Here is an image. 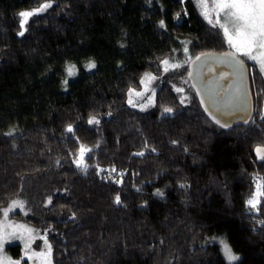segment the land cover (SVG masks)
Here are the masks:
<instances>
[{
    "label": "trees",
    "instance_id": "obj_1",
    "mask_svg": "<svg viewBox=\"0 0 264 264\" xmlns=\"http://www.w3.org/2000/svg\"><path fill=\"white\" fill-rule=\"evenodd\" d=\"M45 2L20 36L18 13ZM182 39L192 58L230 49L193 0H0V215L22 201L15 214L44 229L53 264H227L221 238L237 264H264V197L259 211L246 204L264 184L258 66L248 62L247 126L207 118L187 78L192 58L147 108L128 103ZM81 146L86 171L75 163Z\"/></svg>",
    "mask_w": 264,
    "mask_h": 264
},
{
    "label": "snow or ice",
    "instance_id": "obj_2",
    "mask_svg": "<svg viewBox=\"0 0 264 264\" xmlns=\"http://www.w3.org/2000/svg\"><path fill=\"white\" fill-rule=\"evenodd\" d=\"M194 6L199 10L200 15L213 26V28H217L222 30L223 38L231 49L230 52L225 53V58L231 57L232 59L228 61L229 63L234 62V66L237 70L240 71L241 76H243V68H244V60L240 59L241 56L247 58L249 61L254 62V67L258 66L259 73L264 74V0H212L211 6L208 3V0H193ZM51 2H45L41 4L38 8L33 10L21 11L18 13L20 19V28L21 31L18 33L20 36L24 35V31L26 30V25L30 17L38 15L46 11L48 8H51ZM179 13L177 16L179 17ZM160 26L164 27V21H160ZM185 52H187V48H185ZM206 55L204 53L201 56ZM201 56H197L196 60H200ZM166 65L165 71L169 70V62L167 60L163 61ZM187 63V61H186ZM182 65L180 64H172L171 68H179ZM74 65H70L66 68V72L68 76L74 75ZM87 69L91 70L96 67L94 62H89L86 65ZM192 73L189 72V76L191 77ZM151 77L149 74L145 75V78L142 79L141 83L145 84V89L147 90V83L150 82ZM68 83L67 80L64 81L66 85ZM177 92H183L182 88H177ZM141 96L143 93L135 92L134 89L129 90V100L128 103L135 107V103L132 99V96ZM153 101L150 99L149 103ZM181 103H183V98L181 99ZM201 104H204V101L201 100ZM148 105H144L143 107H147ZM173 110L171 108H165V113H171ZM205 111L208 112V109L205 108ZM209 115L212 116V113L209 112ZM213 120L217 125L221 128H227L230 125L228 123H221L219 119L215 116H212ZM89 124H96L99 121L92 117L88 120ZM247 123V121H245ZM73 129L71 126L67 128L68 132H71ZM12 133L9 132L8 135ZM90 149H86L84 146L80 147L79 150V158L75 161L78 168L85 170L87 169V165L84 162V157L86 152H90ZM257 154V158L259 160L264 161V148L257 146L255 149ZM137 155H143V153H137ZM113 171H115L113 169ZM120 183V181H116ZM184 187V185H181ZM157 195L162 196L159 190L156 193ZM261 197H264V184H261L259 181L256 184V191L253 195L247 200L246 204L249 208V211H259V206L261 204ZM51 201H49L50 203ZM114 202L116 204L121 203V199L119 194L115 196ZM24 205L22 201H13L10 208L2 210V215L4 220H0V248H3V244L10 237L17 236L20 239H25L24 233H28V239L31 240V229L26 228L23 225H13L7 222V217L9 212L13 211L15 208L23 209ZM261 223H264L262 221ZM45 250L40 253H31L30 242L25 243V251L20 260L11 261L8 260L6 264H23L24 258L26 257L28 260L33 259V257H38L41 259L42 264H52V246L47 243L46 238H44ZM220 244L222 245V252L228 264H237L241 260V257L237 254H234L230 246L224 241L220 240ZM0 264H5L4 261H0Z\"/></svg>",
    "mask_w": 264,
    "mask_h": 264
},
{
    "label": "water",
    "instance_id": "obj_3",
    "mask_svg": "<svg viewBox=\"0 0 264 264\" xmlns=\"http://www.w3.org/2000/svg\"><path fill=\"white\" fill-rule=\"evenodd\" d=\"M230 51L231 49L207 50L197 54L190 60L187 73V78L205 115L215 125L217 124L212 116L219 119L221 123H228L230 126L222 128L224 130H232L239 125L247 126L255 113L248 63L242 56L240 57L244 60L243 76H241L240 71L234 66V62H228L232 58L224 56ZM202 53L206 55L201 56ZM197 56H201V59L196 60ZM189 72L192 73L191 77ZM201 100L204 101V104H201ZM205 108L208 109V112L205 111ZM209 112L212 113V116L209 115ZM258 146L264 148L263 145ZM255 149L254 153L257 157Z\"/></svg>",
    "mask_w": 264,
    "mask_h": 264
},
{
    "label": "rangeland",
    "instance_id": "obj_4",
    "mask_svg": "<svg viewBox=\"0 0 264 264\" xmlns=\"http://www.w3.org/2000/svg\"><path fill=\"white\" fill-rule=\"evenodd\" d=\"M211 2H212V0H208V3H209L210 6H211ZM198 12H199V10H198ZM218 30L222 33V30H220V29H218ZM185 48H187V52H185ZM179 49H180L179 51L175 50L174 57H171L170 59H165V60H167L169 62V66H168L169 70L168 71H165L166 65L163 63L164 73L162 75H157V74H154L152 72H145L143 74L142 79L145 78L146 74H149L151 77H154V79H151L150 82H146L147 83V90L145 89V84H142L140 89L132 88V89L135 90V92L143 93V95H141V96H136V95L132 96V99H133V101H134V103L136 105L135 108L140 109V110H144L150 104H152L153 102L149 103V100L151 99L152 101H154L156 92H157L158 88L161 86V84L164 81L170 80V78H169L170 70L171 71L179 70L181 67L185 66L186 61L188 62L192 58L190 42L188 40H186V39L185 40L184 39L180 40V48ZM243 58L246 59L247 62H252V61H249L245 57H243ZM172 64H180L182 66L179 67V68L173 69V68L170 67V65H172ZM142 79H141V81H142ZM128 100H129V95H128ZM129 105H131V104H129ZM144 105H148V106L147 107H143ZM255 191H256V188H255ZM11 205L9 207H7V208H10ZM22 210L23 209H21V208H15L13 211L9 212V215L7 217V222L10 223V224H13V225H16V224L23 225L26 228L31 229L32 230V232H31V240L29 241V239H28V236H29L28 233H24L25 239H20V238H18V235H17V236L10 237L8 240H6L4 242V244H3V248H0V261H4L5 264H6V262L8 260L17 261V260L21 259V257L23 256V253L25 251V247L24 246H25L26 242H30V245H31L30 254L31 253H40V252L45 250L44 238H46L47 243L49 244L44 229H42L41 227H36L35 225H32V224L28 223L26 220H24L22 217H20V215L15 214L16 212H19V211H22ZM0 220H4L3 215H0ZM217 239H219V237ZM220 240H224L229 246H230V244L228 243V241L225 238H221L218 241L215 240L219 244L221 253L223 255L222 245L220 244ZM16 245H20V247L22 248V254L21 255L12 254L11 251H13V250L10 247L16 246ZM230 248L232 249L234 254H237V255H239L241 257L240 253H238L235 250H233V248L231 246H230ZM223 257H224V255H223ZM224 259L226 260L225 257H224ZM226 262L228 264L227 260H226ZM23 264H42V261H41L40 258L35 257V256L31 260H28L25 257L24 261H23Z\"/></svg>",
    "mask_w": 264,
    "mask_h": 264
},
{
    "label": "flooded vegetation",
    "instance_id": "obj_5",
    "mask_svg": "<svg viewBox=\"0 0 264 264\" xmlns=\"http://www.w3.org/2000/svg\"><path fill=\"white\" fill-rule=\"evenodd\" d=\"M246 62H247V60L246 59H244ZM248 63V62H247Z\"/></svg>",
    "mask_w": 264,
    "mask_h": 264
}]
</instances>
